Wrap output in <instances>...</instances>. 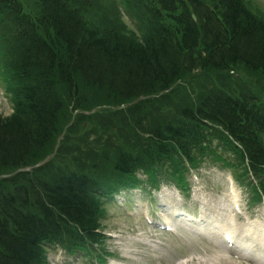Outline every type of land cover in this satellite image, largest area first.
Segmentation results:
<instances>
[{
    "label": "trees",
    "instance_id": "obj_1",
    "mask_svg": "<svg viewBox=\"0 0 264 264\" xmlns=\"http://www.w3.org/2000/svg\"><path fill=\"white\" fill-rule=\"evenodd\" d=\"M74 1L37 0L45 10L31 20L17 0H0L14 102L13 114L0 119V171L16 173L0 183V264H42L46 245L96 241L92 231L99 203L90 192L98 181L86 173L64 172L54 161L26 174L16 172L34 166L37 156L53 146L64 99L81 100L80 87L119 106L167 91L196 70L223 72L242 65L264 76V19L244 0H183L186 6L182 0H124L142 29L140 39L111 20L98 28L83 25ZM199 99L180 108L169 123L139 119L140 128L148 127L138 131L143 152L137 153L159 163H171L178 155L191 158L193 148H200L196 144L218 136L211 123L246 136L243 144L256 152L252 143L264 129V109L254 98L213 92ZM256 120L247 136L243 129ZM141 157L120 153L114 169L131 174Z\"/></svg>",
    "mask_w": 264,
    "mask_h": 264
},
{
    "label": "rangeland",
    "instance_id": "obj_2",
    "mask_svg": "<svg viewBox=\"0 0 264 264\" xmlns=\"http://www.w3.org/2000/svg\"><path fill=\"white\" fill-rule=\"evenodd\" d=\"M112 0H96L97 5H100V9L104 10L106 6ZM251 7L257 8L262 15L264 16V0H248ZM113 3V2H112ZM96 6L94 7L93 12L91 13L94 20L98 19L100 13L95 11H102ZM228 75L218 76L213 73H198L195 74L194 84L198 88V94L202 88H212L213 85H223V88L228 90H233V84L236 82L243 84L246 83L253 85L251 91H253L257 96H259L264 101V96H262L261 91L264 93V77L260 74H254L245 70L243 67H237L235 72L231 71ZM184 78V76H183ZM10 87V85H9ZM239 89V88H237ZM60 90V89H59ZM240 90V89H239ZM61 91V90H60ZM188 91L191 93L194 91L192 88H188ZM186 88L183 87L181 83L173 86L169 92L163 93V103L165 106L166 114L169 116L173 114V117H176L179 113V106L181 103L188 102V96L185 93ZM80 99L75 104L67 103L65 100V110L60 116L61 122L59 125V137L54 141L53 146L45 148L37 157L38 161L43 163V159L47 156L46 160H49L50 155L52 156L55 165L58 168L71 167L74 162H78V165L81 168L86 170H92L94 163L86 157L79 161H74V158L79 153V151L84 147L83 143L88 141V145L96 142L97 138L95 134H92L94 131H103L106 127H116L121 130V136L126 139L132 138V128L133 120L136 118V115L131 116L129 107L125 106H116L112 105L107 101L106 96L102 94H96L94 92H88L84 88L80 87ZM61 94V93H60ZM11 96L6 93L5 85L3 78H0V119H6L13 112V107L10 102ZM79 104V105H76ZM135 109V108H134ZM91 135V136H90ZM89 136V137H88ZM88 137V138H87ZM119 146L124 147L122 141H117ZM105 144V142H104ZM103 144V145H104ZM102 145V146H103ZM51 147V148H50ZM88 148V147H87ZM36 157V158H37ZM94 160H99L97 157ZM89 171V170H88ZM11 172H1L0 171V182L5 179V177L10 176ZM219 174V172L210 166H205L194 174H187V182L192 188V191L197 190V194L201 196H207L211 190V184L213 179H217L213 176ZM168 188H172L171 185H165ZM130 199L136 201L141 196V191L133 190L129 194ZM191 199H194L193 197ZM108 207V206H107ZM114 206H109L106 211V217L102 220L100 226H102V238L98 244L100 249H105L107 253H114L117 256L116 249H118L119 257L125 254L124 249L131 250L130 243L127 239L130 233L134 231V227H138V230H142L143 227H149L143 219L139 222H135L134 218L128 217L126 213H123L122 210L116 209ZM117 236L115 240L110 236ZM124 248V249H123ZM210 252V253H209ZM208 253L212 255V251L209 250ZM98 257V253H94L92 256H89L91 262L90 264H95L94 260Z\"/></svg>",
    "mask_w": 264,
    "mask_h": 264
},
{
    "label": "bare ground",
    "instance_id": "obj_3",
    "mask_svg": "<svg viewBox=\"0 0 264 264\" xmlns=\"http://www.w3.org/2000/svg\"><path fill=\"white\" fill-rule=\"evenodd\" d=\"M19 2H21L22 4L26 5L28 3H30L31 0H18ZM39 8L41 9V11H44V7L39 5ZM146 120V119H145ZM188 222L191 223V219L187 220ZM178 264H182V263H178ZM205 264H233L231 263V261L227 260L225 257H223L221 254H217L215 256H211L207 262Z\"/></svg>",
    "mask_w": 264,
    "mask_h": 264
}]
</instances>
